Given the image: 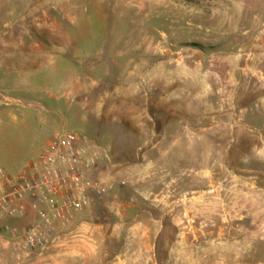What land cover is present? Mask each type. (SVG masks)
Returning <instances> with one entry per match:
<instances>
[{
	"label": "rangeland",
	"instance_id": "374dc122",
	"mask_svg": "<svg viewBox=\"0 0 264 264\" xmlns=\"http://www.w3.org/2000/svg\"><path fill=\"white\" fill-rule=\"evenodd\" d=\"M64 129L105 191L0 264H264V0H0V167Z\"/></svg>",
	"mask_w": 264,
	"mask_h": 264
},
{
	"label": "built area",
	"instance_id": "2783aa9c",
	"mask_svg": "<svg viewBox=\"0 0 264 264\" xmlns=\"http://www.w3.org/2000/svg\"><path fill=\"white\" fill-rule=\"evenodd\" d=\"M87 141L76 131L64 129L17 175L0 167V241L27 253H43L89 206L91 193L105 191L103 183L88 178V173L108 157ZM26 204L35 220L17 233L11 219L23 215Z\"/></svg>",
	"mask_w": 264,
	"mask_h": 264
},
{
	"label": "crops",
	"instance_id": "0c3cea01",
	"mask_svg": "<svg viewBox=\"0 0 264 264\" xmlns=\"http://www.w3.org/2000/svg\"><path fill=\"white\" fill-rule=\"evenodd\" d=\"M63 131V130H62ZM62 131L60 132H55L47 141L49 142L54 136L60 134ZM96 145V144H95ZM91 147H94L91 146ZM99 165H97L95 168H93L89 173H88V178L93 179V177L95 175H97L99 172ZM23 169V168H22ZM20 172V170H18V172H14L13 174H11L12 176L17 175ZM92 194V193H91ZM35 220V216L34 214L31 212V210L27 207L26 204V209L25 212L23 213V215L17 216L13 219H11V223H17V224H26V223H30L33 222Z\"/></svg>",
	"mask_w": 264,
	"mask_h": 264
}]
</instances>
